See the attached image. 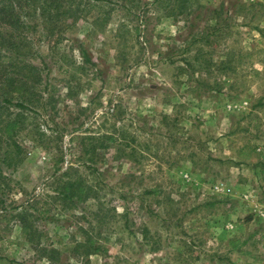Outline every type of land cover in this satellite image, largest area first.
Returning <instances> with one entry per match:
<instances>
[{"label":"rangeland","instance_id":"rangeland-1","mask_svg":"<svg viewBox=\"0 0 264 264\" xmlns=\"http://www.w3.org/2000/svg\"><path fill=\"white\" fill-rule=\"evenodd\" d=\"M54 1L2 39L0 255L264 264V0Z\"/></svg>","mask_w":264,"mask_h":264},{"label":"trees","instance_id":"trees-1","mask_svg":"<svg viewBox=\"0 0 264 264\" xmlns=\"http://www.w3.org/2000/svg\"><path fill=\"white\" fill-rule=\"evenodd\" d=\"M54 0H0V75L3 76L4 74L1 73L2 69H5L6 64L12 63L14 57L8 58V54L4 53L3 51L7 49V51H11L10 48H6V46L12 47L14 45L13 39L14 36L13 31L14 29H19L22 26L20 17L22 10L28 6L30 11L36 12L40 11L45 17L46 13L49 12L50 8L54 5ZM50 16V14H47ZM12 28V30H10ZM9 40V45L3 43V40ZM5 59H7L5 61ZM23 79L20 80L21 85L27 84V76H22ZM7 99V98H6ZM22 101H28V94H22L20 96ZM31 101V100H29ZM16 123L11 124V128L16 127ZM72 184H69L67 189L69 191L72 188ZM70 192V193H71ZM74 194L71 193V196ZM13 260H10L7 257L0 255V264H14Z\"/></svg>","mask_w":264,"mask_h":264}]
</instances>
